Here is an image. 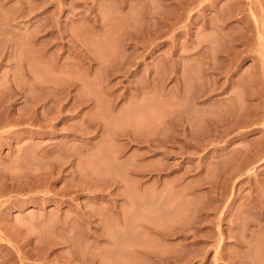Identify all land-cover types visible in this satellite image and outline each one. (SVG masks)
I'll return each instance as SVG.
<instances>
[{
  "label": "rangeland",
  "instance_id": "374dc122",
  "mask_svg": "<svg viewBox=\"0 0 264 264\" xmlns=\"http://www.w3.org/2000/svg\"><path fill=\"white\" fill-rule=\"evenodd\" d=\"M166 261L264 264V0H0V264Z\"/></svg>",
  "mask_w": 264,
  "mask_h": 264
},
{
  "label": "bare ground",
  "instance_id": "6f19581e",
  "mask_svg": "<svg viewBox=\"0 0 264 264\" xmlns=\"http://www.w3.org/2000/svg\"><path fill=\"white\" fill-rule=\"evenodd\" d=\"M188 224H189V223H188ZM191 224H192V223H191ZM183 225H184V224H182L181 226H183ZM185 225H186V224H185ZM185 225H184V226H185ZM175 226H178V225H175ZM184 226H183V227L178 226V228L175 227V229H173V230H175L174 233L172 232L173 235H175V234H176V235H185V234H187V232H188L187 229H189L188 227H189L190 225H188V226L186 225L185 227H184ZM186 227H187V228H186ZM191 227H192V226H191ZM191 227H190V230L192 229ZM170 229H171V228H170ZM173 230H172V231H173ZM167 232H168V231H167ZM189 232H190V231H189ZM164 234H165V233H164ZM164 234H162V235H164ZM170 234H171V233H170ZM171 235H172V234H171ZM176 235H175V236H176ZM165 236H167V235H165ZM168 236H169V235H168ZM186 236H187V235H186ZM161 237H162V236H161ZM184 237H185V236H184ZM166 238H167V237H166ZM162 239H163V238H162ZM181 240H182V239H181ZM190 252H191V251H190ZM179 253H180V252H179ZM184 253H185V252H184ZM155 254H156V253H155ZM185 254H187V253H185ZM170 255H171V254H170ZM170 255H169V256H170ZM155 256H156V255H155ZM186 258H187V257H186ZM161 260H163V259H161ZM170 260H171L170 258H167V261H170ZM179 260H181V259H180V256H179V259H178L175 263H177ZM182 260H183V259H182ZM182 260H181V261H182ZM167 261H166V262H167ZM171 261H172V260H171ZM171 261H170V263H171ZM163 262H165V261H163ZM168 263H169V262H167V264H168ZM179 263H180V262H179ZM181 264H182V263H181Z\"/></svg>",
  "mask_w": 264,
  "mask_h": 264
}]
</instances>
